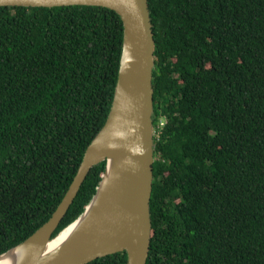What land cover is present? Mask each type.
<instances>
[{
  "label": "trees",
  "instance_id": "obj_1",
  "mask_svg": "<svg viewBox=\"0 0 264 264\" xmlns=\"http://www.w3.org/2000/svg\"><path fill=\"white\" fill-rule=\"evenodd\" d=\"M149 3L157 49L147 264H264V0ZM124 29L101 6L0 7V254L53 216L105 127ZM106 170H91L54 237L86 211ZM128 260L124 250L87 264Z\"/></svg>",
  "mask_w": 264,
  "mask_h": 264
},
{
  "label": "water",
  "instance_id": "obj_2",
  "mask_svg": "<svg viewBox=\"0 0 264 264\" xmlns=\"http://www.w3.org/2000/svg\"><path fill=\"white\" fill-rule=\"evenodd\" d=\"M78 5L112 9L124 22L112 111L57 211L29 238L0 254V259L14 254V264H87L127 250V264H147L153 231L157 49L149 0H0V7ZM103 162H107V170L96 196L76 221L54 237L91 170ZM73 225L70 235L52 244Z\"/></svg>",
  "mask_w": 264,
  "mask_h": 264
},
{
  "label": "bare ground",
  "instance_id": "obj_3",
  "mask_svg": "<svg viewBox=\"0 0 264 264\" xmlns=\"http://www.w3.org/2000/svg\"><path fill=\"white\" fill-rule=\"evenodd\" d=\"M75 227L76 225L71 226L62 237L56 239L52 244L55 245L58 242L62 241V239H64L67 235H70L72 233ZM15 261H16V256L14 254H8L0 259V264H14Z\"/></svg>",
  "mask_w": 264,
  "mask_h": 264
},
{
  "label": "clouds",
  "instance_id": "obj_4",
  "mask_svg": "<svg viewBox=\"0 0 264 264\" xmlns=\"http://www.w3.org/2000/svg\"><path fill=\"white\" fill-rule=\"evenodd\" d=\"M165 123H166V120H163L161 125L164 126ZM155 136H156V130H155Z\"/></svg>",
  "mask_w": 264,
  "mask_h": 264
}]
</instances>
